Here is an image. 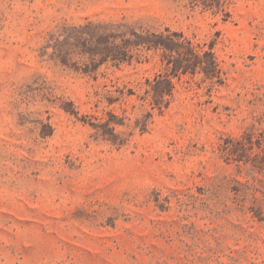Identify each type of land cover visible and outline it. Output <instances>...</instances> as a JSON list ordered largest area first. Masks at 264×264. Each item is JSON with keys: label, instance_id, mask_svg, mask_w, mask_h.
<instances>
[{"label": "rangeland", "instance_id": "obj_1", "mask_svg": "<svg viewBox=\"0 0 264 264\" xmlns=\"http://www.w3.org/2000/svg\"><path fill=\"white\" fill-rule=\"evenodd\" d=\"M0 264H264V0H0Z\"/></svg>", "mask_w": 264, "mask_h": 264}, {"label": "trees", "instance_id": "obj_2", "mask_svg": "<svg viewBox=\"0 0 264 264\" xmlns=\"http://www.w3.org/2000/svg\"><path fill=\"white\" fill-rule=\"evenodd\" d=\"M169 84H171V83L169 82Z\"/></svg>", "mask_w": 264, "mask_h": 264}]
</instances>
